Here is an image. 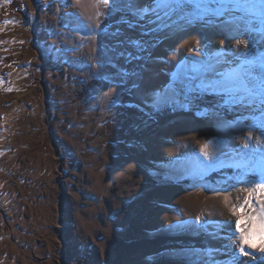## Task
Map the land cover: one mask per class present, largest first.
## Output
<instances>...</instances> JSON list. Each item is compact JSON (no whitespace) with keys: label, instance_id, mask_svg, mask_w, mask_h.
Wrapping results in <instances>:
<instances>
[{"label":"rangeland","instance_id":"1","mask_svg":"<svg viewBox=\"0 0 264 264\" xmlns=\"http://www.w3.org/2000/svg\"><path fill=\"white\" fill-rule=\"evenodd\" d=\"M257 138L264 0H0V264H261Z\"/></svg>","mask_w":264,"mask_h":264},{"label":"snow or ice","instance_id":"2","mask_svg":"<svg viewBox=\"0 0 264 264\" xmlns=\"http://www.w3.org/2000/svg\"><path fill=\"white\" fill-rule=\"evenodd\" d=\"M96 5L99 6L103 4L105 7L109 6V0H95ZM99 16L100 13L98 12ZM12 23H15L12 21ZM118 36L119 33H116ZM95 37H93L94 39ZM240 43V41H238ZM136 46H140V42H136ZM122 55V54H121ZM134 107L135 105H129ZM248 139H252L251 130ZM208 147V144L202 146V152ZM243 147L247 149L249 147L248 143L245 142ZM255 152L264 154V142L259 138L256 140V149ZM204 155L207 156V152H204ZM241 191L247 192V196L243 199V203L239 205H234L232 207V214L235 216L238 213L241 215L235 221V233L233 236L229 237L231 247H234L235 251L232 253L233 256H248L252 259H259L260 257H252L251 253L246 251V247L253 249L260 254L264 255V171L259 174V179L249 181L247 186L242 188ZM227 200V197H225ZM253 200L255 204H253ZM247 209H251V212H248ZM199 220V218H198ZM211 225L213 227H220L223 230V227L215 222H206L204 227ZM209 235H216L215 232L208 233ZM259 241V243H257ZM216 249L211 247L206 248L203 251V255H207L210 259L207 264H215L211 260V257L216 252ZM261 264H264L262 260Z\"/></svg>","mask_w":264,"mask_h":264}]
</instances>
